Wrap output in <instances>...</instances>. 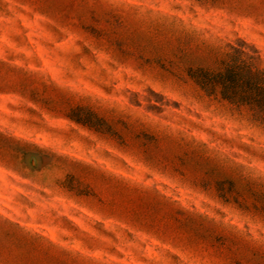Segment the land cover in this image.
<instances>
[{
  "label": "rangeland",
  "instance_id": "1",
  "mask_svg": "<svg viewBox=\"0 0 264 264\" xmlns=\"http://www.w3.org/2000/svg\"><path fill=\"white\" fill-rule=\"evenodd\" d=\"M246 63L264 0H0V264H264Z\"/></svg>",
  "mask_w": 264,
  "mask_h": 264
},
{
  "label": "trees",
  "instance_id": "2",
  "mask_svg": "<svg viewBox=\"0 0 264 264\" xmlns=\"http://www.w3.org/2000/svg\"><path fill=\"white\" fill-rule=\"evenodd\" d=\"M231 48L235 49L233 46ZM250 65L248 63L245 64V71L247 72V78L245 79V86L249 88L250 86L254 85L257 94L255 98L253 99V102L256 104L259 108H264V69H260L257 72V77L254 81H251V78H249L248 73L251 72V69L249 67ZM230 74V72H229Z\"/></svg>",
  "mask_w": 264,
  "mask_h": 264
}]
</instances>
